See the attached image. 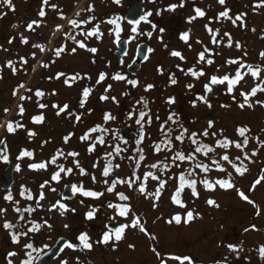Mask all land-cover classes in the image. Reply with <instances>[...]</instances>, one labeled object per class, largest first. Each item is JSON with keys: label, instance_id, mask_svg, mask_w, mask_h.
Listing matches in <instances>:
<instances>
[{"label": "rangeland", "instance_id": "1", "mask_svg": "<svg viewBox=\"0 0 264 264\" xmlns=\"http://www.w3.org/2000/svg\"><path fill=\"white\" fill-rule=\"evenodd\" d=\"M134 1L48 0L44 4L43 0H12L14 10L0 3V209L6 210L0 211V264H36L59 238H66L73 245L54 264H180L170 257H190V264H233L238 255L264 264L260 252L264 247V181L254 184L264 175V104L257 103L264 102V92L257 90L255 96L249 97L248 103L252 107L247 104L240 107L245 103L242 92L264 88V58L260 55L264 52V7L258 6L261 0H225L224 5L218 0H184V6L174 11L167 10L169 5H179L181 0H144L146 19L133 32V27L125 22V12ZM195 8L202 9L206 15L189 23V17L196 15ZM225 9H230L232 19L219 16ZM41 10L45 12L43 17L39 15ZM149 12L151 16H147ZM241 14L245 15L236 19ZM72 20H76L79 27L72 25ZM33 21L37 23L30 30L28 25ZM205 25L213 30V34L218 30V43H212V34ZM97 26L98 34L90 35ZM149 32L152 33L150 38ZM185 32L190 33L187 43L181 39ZM224 33L230 34L231 47L227 46L229 38ZM24 39L28 42L24 43ZM123 39L130 42L129 51L119 62L117 45ZM77 42H83L86 47L80 48ZM142 44L149 48V56L141 64L138 76L132 78L127 74V68L135 61ZM205 47L210 50L205 54L206 60H214L212 65L198 62V54ZM60 48L63 51L57 57L55 52ZM74 48L75 52L72 51ZM92 48L97 51H89ZM173 51L181 52L184 59L172 56ZM230 60H239L244 67L228 63ZM181 68L184 71H180ZM189 69H203L205 75L193 77ZM237 69L243 79L234 86L232 93H228L227 83L212 85V91L206 92L204 85L209 83L211 76L234 78ZM252 70H259V78L251 75ZM60 73L64 75L56 78ZM100 73H106L107 78L98 84ZM118 74L126 80L112 79ZM72 76L77 79L69 86L65 80ZM173 78L177 83H171ZM132 80L138 81V85L127 82ZM21 84L24 87H20ZM108 85L112 86L111 90L105 91ZM148 85L154 87L147 89ZM188 85L194 86L189 88ZM86 87L92 91L84 107H80L82 90ZM37 90L45 95L37 97ZM105 95L108 100L101 99ZM113 96L116 102L111 99ZM200 96H204L211 107L199 100ZM169 98H174L175 102L168 103ZM39 104L47 107L41 109ZM20 105L24 108L22 115ZM53 105L69 107L57 115L58 109ZM145 108L150 109L148 115L151 118V122L148 118L141 121L147 130L143 137L148 159L137 180V176L132 177L134 160L128 161L125 155L116 156L113 162L109 159L116 146L121 145V130L126 126L137 129L139 114ZM108 113L114 119L106 120ZM173 113L182 115L185 125L192 131L208 130L213 146L225 137L242 143L241 139L245 137L239 135L238 129H250L245 133L248 139L245 152L234 145L218 149L214 160L226 171H219L210 155L197 157L196 160L207 165L209 171L197 168L196 192L199 195L187 190L180 199L185 207L174 203L173 196L178 188V176L188 164L177 162L179 167L173 166L162 189L157 180L151 177L144 180L145 173H154L150 165L171 161V154H157L154 149L156 142L161 140L160 123L169 121L168 117ZM38 115L44 116L43 122L33 121ZM77 116L81 117L78 122ZM209 121L214 122L212 128H208ZM8 123H12L14 132L7 130ZM166 125L169 127L170 124ZM97 126L100 130L91 133L86 140L80 139ZM30 132L35 135L30 136ZM70 133L73 135L66 143L64 138ZM173 133L176 140L179 131ZM101 137L102 145L99 143ZM136 138L130 141L131 149L133 142L134 146L138 144ZM188 143L183 147L185 154L193 151ZM90 145H95L94 151H89ZM25 151L33 155L25 156ZM60 152L62 155H57ZM70 152L79 155H67ZM224 154H228L236 166L247 168L243 176L235 172L232 164L220 159ZM54 156L57 159L52 164L50 161ZM76 161L87 174H81ZM9 162L15 166V182L11 190L4 192L2 175ZM42 162H48L46 169L29 167ZM109 164L113 170L108 177H103L102 171ZM116 164L120 165L119 169L114 168ZM60 167L71 168L72 172H61L59 182L53 181L51 177ZM229 174L235 185L232 189L217 185L212 191L201 183L205 179L212 182L227 180ZM156 176L162 178L161 173ZM116 178H130L133 184L129 187L127 183H117L115 190L108 192L107 188ZM105 179L108 184L104 183ZM142 184L146 187L145 193L138 190ZM67 185L103 195L85 197L76 191L72 201H64L62 193ZM158 189L160 195L157 198ZM238 190L254 203L242 199ZM41 193L43 199H40ZM118 193H124L129 199L121 200ZM9 195L12 200L6 199ZM209 199L219 206L209 205ZM61 204L66 208H61ZM109 204L127 205L131 211L120 216L118 209ZM89 211H94L93 219L87 218ZM188 211L193 212V219L185 222ZM176 215L181 216L179 224L173 220ZM137 217L146 232L141 231L139 225L131 227ZM6 222L12 227L5 228ZM109 223L117 224L119 228L129 225L119 241L115 239V232L107 230ZM109 232L108 243L98 242ZM83 233L89 237L91 249L85 248L78 239ZM13 236L19 242H14ZM183 264H189V261L185 260Z\"/></svg>", "mask_w": 264, "mask_h": 264}, {"label": "snow or ice", "instance_id": "2", "mask_svg": "<svg viewBox=\"0 0 264 264\" xmlns=\"http://www.w3.org/2000/svg\"><path fill=\"white\" fill-rule=\"evenodd\" d=\"M43 2H44V4H47V3H48V0H43ZM116 2L119 3V0H116ZM0 3H4L5 5L9 6L10 8H13V6H12V0H0ZM218 3L221 4V5H224V4H225V0H218ZM183 6H184V0H181V3H180L179 5H177V4L169 5V8H168L167 10H169V11H174L177 7H183ZM258 6H260V7H264V0H261V4L258 5ZM52 7L55 8L56 5H52ZM13 10H14V8H13ZM89 10H92L91 7H90ZM194 11H195L196 15L189 17V19H188V22H189V23H191L193 20H195V19H197V18H203V17L206 15L205 11H203V10L200 9V8H195ZM229 11H230V9H225V11L219 13V16H220V17L227 18V19H232V17L229 16ZM158 14H159V13H158ZM39 15H40L41 17H43V16L45 15V12H44L43 10H41L40 13H39ZM151 15H152L151 12L147 13V16H151ZM242 15H245V14H241L240 16H237L236 19H240ZM141 19H146V17H141ZM139 22H140V21H138V20H137V21H129V23H134V24H138ZM36 23H37L36 21H33L32 24H29V25H28L29 29L31 30V29H32V25H33V24H36ZM70 23H71L72 25L76 26V27H79V24L77 23L76 20H72V21H70ZM233 23H235V20H233ZM152 27H153V29H155L156 26L153 24ZM205 27H206L207 31H208L210 34H212V43H213V44L218 43V41H217V39H216V35H218V30L216 31L215 34H213V30H212L210 27H208V25H205ZM132 31L135 32V31H136V28H133ZM163 31H164V29L161 28V29H160V32L163 33ZM253 31H254V29H253ZM97 34H98V26H97V30L91 32L90 35H94V36H95V35H97ZM100 35H102V33H100ZM147 35H148L149 38H150V37L152 36V33L149 32V33H147ZM224 35L227 36V37L229 38V43H228L227 46H228V47H231V36H230V34H229V33H224ZM189 38H190V33H189V32H185V33H182V34H181V39H182L185 43H187V42L189 41ZM161 39H162V37H161ZM23 42H24V43H27L28 41H27V39H24ZM77 43L79 44V47H80V48H85V47H86V45H85L83 42H77ZM198 43H202V42L198 41ZM34 46H35V47H41L40 45H34ZM238 46H239V45H238ZM41 50H43V49H41ZM62 51H63V48L57 49L56 52H55V55H56L57 57H59ZM72 51L75 52V48L72 49ZM89 51L95 53V52L97 51V49L92 48V49H89ZM209 51H210V50H209L207 47H205V50L202 51V52H200V53L198 54V62H206L208 65H212V64L214 63V60H212V59H207V60H206V56H205V54H206L207 52H209ZM171 55L174 56V57H179L181 60L184 59V56H183L182 53L179 52V51H173V52L171 53ZM260 55H261L262 58H264V52H262ZM24 63H27V61L25 60ZM228 63H230V64H238V65H240V67H244V65H242V64L240 63L239 60H230V61H228ZM9 66H11V64H9ZM45 66H46V65H45ZM178 67H179V66H178ZM248 67H249V69L251 70V66L249 65ZM161 71H162V70H161ZM180 71H184V69L181 68ZM188 72H189L193 77H196V78H199L200 76L205 75V72L203 71V69H201V70H199V71H197V70H195V69H189ZM61 75H64V74H63V73L57 74V77H56V78H59ZM251 75H252L253 77H257V78H259V76H260V72H259V70H252V71H251ZM106 78H107V74H106V73H100V75H99V77H98V80H97V83L99 84V83L103 82ZM76 79H77V76H72V77H70V78H67V79L65 80V83L68 84L69 86H71V83H70V82H71V81H75ZM89 79H90V77H89ZM112 79H114V80H116V81H121V80H126V77L123 76V75H119V74H118V75H115L114 77H112ZM242 79H243V76L241 75L239 69H237V71H236V75H235L234 78H230L229 75H224V76H222V77H218V76H215V75L211 76V77H210V80H209V83H208V84H205V85H204V88H205L206 92H211V91H212V85H218V84H225V83H227V85H228V89H227V91H228V93H232L233 90H234V86H236V85H237ZM127 82H128L129 84L133 85V86H137L138 83H139L138 81H135V80L127 81ZM171 83H172V84L177 83L176 79H174V78L171 79ZM193 86H194V85H188L189 88H191V87H193ZM20 87H24V85L21 84ZM111 87H112L111 85H108V87L105 89V91H110V90H111ZM152 87H154V86H153V85H148V86H147V89H151ZM147 89H146V90H147ZM257 90H259V91H261V92H264V88H259V89H257V88H253V89L251 90L250 93H243V92L241 93V95L244 96V100H245V103L240 104V107H241V108L245 107V104H247L248 107H252V105L248 103V100H249V97H250V96H255V95H256ZM28 91H31V89H28ZM91 91H92V89L87 88V87L84 88V89L82 90V100H81L80 107H84V104L86 103L87 98L89 97ZM15 94H16V93L14 92V95H15ZM35 95H36L37 97H43V96L45 95V93H44L43 91L37 90V91L35 92ZM21 99H31V97H21ZM101 99H102V100H108L109 97L105 95V96H102ZM111 99H112L114 102H116V98H115L114 96L111 97ZM198 99H199V100H202L205 104H207L208 107H211V104L207 101V99H206L204 96H200V97H198ZM174 102H175L174 98H169L168 103H174ZM257 103H262V104H264V102H261V101H257ZM145 105H146V102H145ZM38 106H39V108H41V109L47 107V105H45V104H39ZM194 106H195V105H194ZM53 107H55V108L58 109V111H57V115H60L62 112H66V111L68 110V107H69V106H68V105H63V106H60V105H53ZM5 111L7 112V111H9V110H8V109H5ZM23 112H24V108H23V106L21 105V106H20V114L22 115ZM70 115H71V114H70ZM131 115H132V114L129 115V118H131ZM145 115H146V113H144V112H141V113L139 114V119L137 120V123H138V124H140L141 121L144 120ZM174 115H175L174 113H173L172 115H170V116L168 117V120H173V116H174ZM80 118H81L80 116H77V117H76L77 122L80 120ZM105 119H106V120H111V119H114V117H112L111 114L108 113V114H106ZM157 119H159V117H157ZM43 120H44V116H43V115H38V116L33 117V121L36 122V123H41V122H43ZM149 122H150V118H149ZM21 126H22V125H17V127H21ZM213 126H214V122L209 121L208 128H212ZM7 130H8L10 133L15 131V128L13 127L12 123H8V125H7ZM98 130H100L98 126H97V127H94V128H92V129H90L89 132L86 133L84 136H82L80 139H81L82 141H83V140H86V139H88V136H89L91 133L96 132V131H98ZM161 130L163 131V126H162ZM169 131H171V130H169ZM248 131H250V129H247V128H244V127H241V128L238 129V133H239V135H240L241 137H245V138L243 139V142H242V143H240V142H234V141L229 140L228 138L225 137L223 140H218V141H217V146H218V147H221V148H225V149H227V148H229L230 146H233V145H234L236 148H239V149L243 150V147L246 146V145L248 144V139H247V137L245 136V133L248 132ZM186 133H188V129H183V132H182L180 135H178V136L175 137L176 141H179L180 143H183L184 138H185V134H186ZM29 135H30V136H31V135H35V133L30 132ZM71 135H73V133H70L68 136H66V137L64 138L66 143H67L68 140L71 138ZM165 135L167 136L168 134L165 133ZM197 135H198V134H197L196 132H192V133L188 136V138L191 140V142H192L193 144L197 145V146L193 149V151H192L191 153H189V154H185V153L182 152V151H176V152H175V154H174L173 157L171 158L172 163H173L174 166L179 167V164H177V161H179V162H184V161H186V160H187V161H192V160H194V159L196 158V154H197V153H203V155L207 156L209 153L215 152V148L210 147V146H208V145L200 144V142H199L198 140H196V136H197ZM199 135H201V136H203V137H207V136L209 135L208 130H204L202 133H199ZM212 135H213V136H216V133H212ZM221 135H222V132H221ZM99 143H100L101 145L104 143V140H103L102 137L99 138ZM165 147L167 148L168 151H170V152L172 151V147H173V146H172V140H171V139H168L167 143L165 144ZM94 150H95V145H90V147H89V151H94ZM155 150H156L157 152H159V151L161 150L159 144H157V145L155 146ZM115 151L119 154L122 150L117 146V147L115 148ZM255 154H256V153L254 152L253 155H255ZM24 155H25V156H32L33 153L28 152V151H25V152H24ZM57 155H62V152L58 153ZM67 155L75 157V156H78L79 153H76V152H70V153H68ZM245 158H246V159L248 158V157H247V154H245ZM56 159H57V156H54V157L51 159L50 162H51L52 164H55V163H56ZM144 159H145V157L143 156V154H141V155H140V160L137 161V165H139V162L142 161V160H144ZM220 159H222L223 161H227L228 163L232 164V167L234 168L235 172H236L237 174L241 175V176H243V175L245 174V172L247 171V168H246V167H238V166H236L235 164H233L232 161L230 160L228 154H224V155H222V156L220 157ZM237 159H239V157H237ZM47 163H48V162L34 163V164H30L29 167L32 168V169H46V168H47ZM213 163L217 165V169H218L219 171H226V169L220 167V165H219V161L213 160ZM75 165H76V167L80 170L81 174H87V173L85 172V170H84L83 168L80 167V165H79V161H76V162H75ZM159 166H160L159 164H152V165H150L149 167H150V168H157V167H159ZM164 167L167 168L168 165L165 164ZM114 168H115V169H119V168H120V165H119V164H116V165L114 166ZM196 168L202 169L204 172H208V171H209L208 166L205 165V164H202V163H197V164H196ZM18 170H19V169H18ZM112 170H113V166H112L111 164H109L108 166H106V167L103 169V171H102V176H103V177H108V176L111 174V171H112ZM61 172H66V173L70 174V173L72 172V169H71V168H69V169H65V168H63V167H60V168H59V171H56V172L52 175L51 179H52L53 181H57V182H59V180L61 179ZM133 175H135V172L133 173ZM149 177H151L152 179L157 180V181L159 182V188H160V189H162V188L165 186V184L167 183L166 180H163V179H161L159 176L154 175L151 171H149V172H147V173L144 174V180L146 181ZM92 179H93V181H95V176H93ZM136 179L139 180L140 177L137 176ZM231 180H232V178H231V174H229L227 180H225V179H218V180H216L215 182H212V181H209V180L205 179V180H203L201 183L204 185L205 189L214 191L217 185H218L220 188H223V189H232V188H234L235 185L231 182ZM261 181H264V175L260 176V178H258L257 180H255L254 184H255V185H259V184L261 183ZM47 183H48V182L46 181L45 184H47ZM104 183H105V184H108V180L105 179V180H104ZM117 183H119V184H125V183H127V184L129 185V187H131L132 184H133V181H132L130 178L127 179V180H125V179H120V178H116L115 180L112 181L111 186H109V187L107 188V191H108V192H112V191H114ZM186 184H187L188 187H190V188L192 189V193H193V195H195V196H197V197H198V195H199L198 192H196V181H195V180L186 181L184 174H181V175L179 176V186H178V189H177L175 195L173 196V201H174V203L180 205L181 207H185V205L182 203V201H181L178 197H180L181 192H182V190L185 188ZM41 187H44V185H41ZM138 190H139L141 193H145V192H146V187L142 184V185L139 187ZM253 190H254V188H253ZM52 191H55V189H52ZM76 191L81 192V194H82L83 196H85V197L99 198L100 196L103 195L102 192H96V191H91V190H84L82 187H81V188L73 187V192H76ZM238 194H239V195L241 196V198L244 199L245 201H247V202H249V203H254L253 201H251V200L249 199V197H248L247 195H245V193H244L243 191H239V190H238ZM155 195H156L157 198L159 197V195H160V191H159V189L156 191ZM118 196H119V198H120L121 200H128V199H129V197H127L124 193H118ZM43 198H44V197H43V194L41 193V195H40V199H43ZM6 199H8V200H12V197L9 195L8 197H6ZM29 199H31V197H29ZM208 203H209V205H214V206H216V207L219 206V205L216 204L215 200H212V199H209V200H208ZM108 206L111 207V208H117L120 216H126L127 213H128L129 211H131L130 206H127V205H125V206H121V205H116V204H109ZM60 207H61V208H66V206L63 205V204H61ZM16 210L19 211V209H16ZM28 210H29V211H34L35 209H28ZM0 211H6V210L0 209ZM86 215H87V218H88V219H93L95 213H94V211H89ZM257 215H259L258 212H257ZM186 216H187V220H186L185 222H190V221L193 219V212H192V211H188V212L186 213ZM21 219H23V217H21ZM173 220L175 221V223L179 224V223L181 222V216H180V215H176V216L173 217ZM168 222H169V223H172V220H169ZM138 225L140 226V230H141V231H145V232H146V229L143 227V225H140L139 218L137 217V218H135V220H134V222L132 223L131 227H137ZM4 227H5V228H11L12 225H11L10 223H7V222H6V223L4 224ZM36 227H37V229H38V228H39V225H37ZM65 227H67V225H65ZM127 227H129V225H123V226H121L120 228L115 229V239H116L117 241H119V240L122 238V233L124 232V230H125ZM254 228H255V225H253V229H254ZM25 235H26V233H25ZM153 238H154V237H153ZM78 239H79L81 242H83V246H84L85 248L91 249L92 244L88 242V241H89V237L87 236L86 233L81 234V235L78 237ZM110 239H111V233H110V232H109V233H104V234H103V239H102V241H98V242L108 243ZM13 240H14V242H19V241H18V238H17L16 236H13ZM27 246H28V247H31V245H27ZM69 247H72V245H69ZM229 247H233V246L229 245ZM234 250H235V249H234ZM260 252H261V255L264 256V247H262V248L260 249ZM10 255H16V253H11ZM158 255H159V254H158ZM170 259H175V260H177V261H180V264H183V262H184L185 260H187V261H189V264H190V257H183V258H182V257H170ZM65 264H66V262H65Z\"/></svg>", "mask_w": 264, "mask_h": 264}, {"label": "trees", "instance_id": "3", "mask_svg": "<svg viewBox=\"0 0 264 264\" xmlns=\"http://www.w3.org/2000/svg\"><path fill=\"white\" fill-rule=\"evenodd\" d=\"M139 26L140 25L133 26V28H136L137 29V28H139ZM18 95H19V93L17 94V96ZM149 110L150 109L145 108V110L143 111L144 113H146L144 119L145 118L146 119L148 118V120H149V118H150V116L148 115L149 114ZM150 122H151V118H150ZM167 123L170 124L169 127H167V125H166ZM142 125H143L142 123H140V124L136 123L137 130H138V136H137V138L135 140H138L139 139L138 140V144H136L134 146V142H133V149H131V147H130V144H131L130 141H127V140L123 139V137L121 136V133H120V136L122 137V139L119 140L120 143H121V145L118 146V147L122 151L119 154L116 151H114L111 154L113 159L112 158L109 159V162H113V161L116 160V156L125 155L128 161H133L134 160V163H133V166H132V177L137 176L142 171V167H143L144 163L148 159V155L145 152V147H144L145 141H144V137H143L144 133H146L147 130L144 128V126L142 127ZM160 125H161V127H159V133L161 131V140H159L158 142H156V145L159 144L161 150L159 152H157L154 149L157 154L168 153V155L171 154V156L173 157V155L175 154L176 151H182L183 152V149H184L183 147L186 146L187 141H189L188 144L192 147V149H194L197 146V145L193 144L191 142V140L188 138V136L192 132H196V131H192L189 127H187L185 125V121H184L182 115L175 114L173 116V120H169V121H166V122H161ZM171 125H174L175 127L172 128ZM162 126H163V131L161 130ZM183 129H188V133L185 134V138H184L183 143H180L179 141H176V140L173 139V136H174V133L173 132L179 131V135H180L183 132ZM169 130H171V131H169ZM165 133H167L168 135L166 136ZM197 134L198 135L196 136V140H198L200 142V144L208 145L210 147L215 148V152L209 153L207 156L203 155V153H197L196 154V158L194 160H192V161H187V160L184 161V163L188 164V167L181 174H184L186 181H191V180H195L196 181V171H197L196 164H197V162L199 163V161L196 160L197 157H199V156L200 157L201 156L208 157L210 155L213 158V160H214V158L216 157V155L218 153V149L221 148V147H218L217 146V143H216V146H213V144L210 143L211 141L209 140L208 136L207 137H203V136L199 135V133H197ZM176 136H178V135H176ZM142 137H143V139H142V141H140V138H142ZM158 137H160V136L158 135ZM168 139H171L172 140V146L173 147H172V151L171 152L168 151L167 148L165 147V144L167 143ZM241 142H243V139H241ZM245 147L246 146L243 147V151L244 152H245ZM141 154H143V156L145 157V159L142 160V161H140L139 162V165H137V161L140 160V155ZM177 162H179V161H177ZM157 164H159L160 166L153 169V171H154L153 174L154 175H157V173H161V175H162V178L161 179L166 180L167 177L172 172V169H173V166H174L173 163H172V160L170 162H167L165 160V162H159ZM165 164L168 165L167 168L164 167ZM134 172H135V175H133ZM179 176H178V180H177L178 186H179ZM187 190H191L192 191V189L190 187H188L187 184H186L185 188L181 192L180 197H178V198L179 199H182L184 197V195H185V192ZM233 264H261V262L260 261H256L254 263V261L252 260V258L247 257L245 255H238V257L235 258Z\"/></svg>", "mask_w": 264, "mask_h": 264}, {"label": "water", "instance_id": "4", "mask_svg": "<svg viewBox=\"0 0 264 264\" xmlns=\"http://www.w3.org/2000/svg\"><path fill=\"white\" fill-rule=\"evenodd\" d=\"M141 17H144V0H136L134 1L126 10L125 12V20L127 23L129 21H142ZM139 22V23H140ZM138 23V24H139ZM136 25L134 23H129ZM118 61H122L125 55L128 52V42L126 40L121 41L118 44ZM149 49L146 45H141L139 47L136 61L128 67L127 72L129 75L136 77L140 70H141V62L145 61L148 58ZM121 134L127 140L131 139V136L137 135V132L132 127H125L121 130ZM14 171L15 167L12 163L8 164L7 169L4 172L3 180L5 181V185L3 186L4 191H8L14 184ZM72 186H66L63 192V199L64 200H73L74 197L72 195ZM119 226L117 224L110 223L108 224L107 228L111 231L115 232ZM72 242L66 238H60L56 244L52 247L51 250L46 252L38 261V264H53L54 260L62 253V251Z\"/></svg>", "mask_w": 264, "mask_h": 264}]
</instances>
